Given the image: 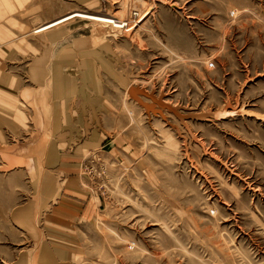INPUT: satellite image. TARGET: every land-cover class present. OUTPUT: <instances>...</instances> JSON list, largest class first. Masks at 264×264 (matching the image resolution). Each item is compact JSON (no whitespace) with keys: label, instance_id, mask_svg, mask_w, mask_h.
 <instances>
[{"label":"rangeland","instance_id":"1","mask_svg":"<svg viewBox=\"0 0 264 264\" xmlns=\"http://www.w3.org/2000/svg\"><path fill=\"white\" fill-rule=\"evenodd\" d=\"M74 12L128 25L38 30ZM28 262L264 264V0H0V264Z\"/></svg>","mask_w":264,"mask_h":264},{"label":"bare ground","instance_id":"2","mask_svg":"<svg viewBox=\"0 0 264 264\" xmlns=\"http://www.w3.org/2000/svg\"><path fill=\"white\" fill-rule=\"evenodd\" d=\"M145 16V15H144ZM143 16V17H144ZM74 17H82V18H86V19H90L93 21H97V22H101V23H109V24H113L114 27L118 28V27H122V23H124L125 21L122 20H118V17L115 16H111L110 14H102V13H86V12H74L71 14H68L66 16H63L62 18L58 19V20H54L52 22H50L49 24H46L42 27H40L38 30L40 32L43 31H48L50 29H52L53 27L63 23L64 21H67L69 19H72ZM117 18V19H116ZM80 19V18H79ZM115 19V20H114ZM110 26V25H109ZM64 27V24H63ZM57 29V28H56ZM55 30V29H54ZM51 36V35H50ZM54 36V35H53ZM52 38V37H50ZM49 107V106H48ZM51 139V138H50ZM47 149V148H46ZM47 153V152H46ZM43 163V162H42ZM39 181V180H38ZM33 206V205H32ZM29 264V262H28Z\"/></svg>","mask_w":264,"mask_h":264},{"label":"built area","instance_id":"3","mask_svg":"<svg viewBox=\"0 0 264 264\" xmlns=\"http://www.w3.org/2000/svg\"><path fill=\"white\" fill-rule=\"evenodd\" d=\"M122 24H124V25H122V27H121V28H123V27H125V26H127V25H128V23H126V22H124V23H122Z\"/></svg>","mask_w":264,"mask_h":264}]
</instances>
